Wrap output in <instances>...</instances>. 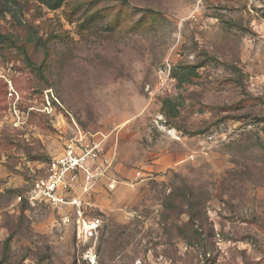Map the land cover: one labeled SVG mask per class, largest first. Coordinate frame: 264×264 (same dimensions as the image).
Here are the masks:
<instances>
[{"label":"rangeland","instance_id":"obj_1","mask_svg":"<svg viewBox=\"0 0 264 264\" xmlns=\"http://www.w3.org/2000/svg\"><path fill=\"white\" fill-rule=\"evenodd\" d=\"M78 128L121 181L86 242L31 200ZM0 264H264V0H0Z\"/></svg>","mask_w":264,"mask_h":264},{"label":"built area","instance_id":"obj_2","mask_svg":"<svg viewBox=\"0 0 264 264\" xmlns=\"http://www.w3.org/2000/svg\"><path fill=\"white\" fill-rule=\"evenodd\" d=\"M115 157L106 153L103 138L78 128L63 152L47 164L44 174L36 180L31 200L44 201L59 212L72 211L78 221V237L90 241L103 226L100 216L87 219L88 214L96 212L90 198L97 184L105 182L114 191L121 183L114 172ZM141 178L142 172L137 171L130 184Z\"/></svg>","mask_w":264,"mask_h":264},{"label":"trees","instance_id":"obj_3","mask_svg":"<svg viewBox=\"0 0 264 264\" xmlns=\"http://www.w3.org/2000/svg\"><path fill=\"white\" fill-rule=\"evenodd\" d=\"M3 1L6 2L8 0H3ZM65 2H66V0H45V3L50 10H57V9L61 8ZM6 5H7V3H5V5H3V6L7 8ZM193 68H195V67H193ZM195 70L196 69H194L189 75L190 76H197L195 73ZM180 82H181V80H180ZM163 104L165 105V107L168 108L171 105V100L170 99H164Z\"/></svg>","mask_w":264,"mask_h":264},{"label":"crops","instance_id":"obj_4","mask_svg":"<svg viewBox=\"0 0 264 264\" xmlns=\"http://www.w3.org/2000/svg\"><path fill=\"white\" fill-rule=\"evenodd\" d=\"M105 148H106V153L108 155H112V153L108 151L107 147H105ZM115 161H116V158H115ZM114 172L120 173V171H119V164H117V161L114 164Z\"/></svg>","mask_w":264,"mask_h":264}]
</instances>
